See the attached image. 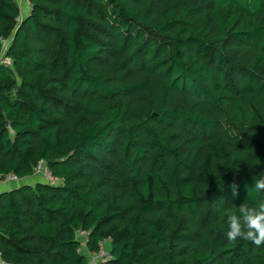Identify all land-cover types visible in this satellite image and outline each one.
<instances>
[{
  "label": "trees",
  "instance_id": "obj_1",
  "mask_svg": "<svg viewBox=\"0 0 264 264\" xmlns=\"http://www.w3.org/2000/svg\"><path fill=\"white\" fill-rule=\"evenodd\" d=\"M30 1L0 0V179L60 182L0 192V257L264 264L225 235L264 200V0Z\"/></svg>",
  "mask_w": 264,
  "mask_h": 264
},
{
  "label": "clouds",
  "instance_id": "obj_2",
  "mask_svg": "<svg viewBox=\"0 0 264 264\" xmlns=\"http://www.w3.org/2000/svg\"><path fill=\"white\" fill-rule=\"evenodd\" d=\"M229 187L233 196L238 195L239 186L235 181ZM254 188L264 190V173L255 180ZM227 225L225 235L228 243L245 240L258 247L264 245V200L257 202L254 206L241 204L238 207V214L227 216Z\"/></svg>",
  "mask_w": 264,
  "mask_h": 264
},
{
  "label": "built area",
  "instance_id": "obj_3",
  "mask_svg": "<svg viewBox=\"0 0 264 264\" xmlns=\"http://www.w3.org/2000/svg\"><path fill=\"white\" fill-rule=\"evenodd\" d=\"M2 41V52L0 53V64L4 63V64H9L10 61L9 59L5 56V51L8 47L9 41H5V40H1ZM34 175H37L41 181H45L47 183H51L53 184L54 180H57L56 183L60 182V180L58 178H55L51 175V173L48 171V169L46 168V164L43 160H40L37 165L34 168ZM19 178L13 174H9L5 177H3L2 179H0V183H6L9 181H16ZM54 183V184H56ZM78 236L83 237L82 238V244L84 243V238H85V232L83 231H78ZM104 242V241H103ZM102 242V243H103ZM102 243H100V247L99 250L97 252H92L91 254L93 255V259H103V262H100V264H106L107 259L110 258V254L108 249L104 250L102 248ZM91 255V256H92ZM0 264H13L10 262L5 261L4 259H2L0 257Z\"/></svg>",
  "mask_w": 264,
  "mask_h": 264
},
{
  "label": "rangeland",
  "instance_id": "obj_4",
  "mask_svg": "<svg viewBox=\"0 0 264 264\" xmlns=\"http://www.w3.org/2000/svg\"><path fill=\"white\" fill-rule=\"evenodd\" d=\"M17 4H18V8H19V15L18 18L16 19V28L18 27V25L21 23V21L28 15L30 14L31 10H32V3L30 0H16ZM10 34L8 37H5L6 40H10L11 38ZM35 177H32V179H30V182H34L37 180L36 177H38L37 175H34ZM39 178V177H38ZM13 182H17V181H13ZM57 180H54L53 184L56 183ZM57 184V183H56ZM110 246V237H107V239H104V242L102 243V248L104 250H107ZM82 249L85 251L86 249L84 247H82ZM87 256L89 259V264H100V262H103V259H93V255L91 254V252L87 251ZM92 255V256H91Z\"/></svg>",
  "mask_w": 264,
  "mask_h": 264
},
{
  "label": "crops",
  "instance_id": "obj_5",
  "mask_svg": "<svg viewBox=\"0 0 264 264\" xmlns=\"http://www.w3.org/2000/svg\"><path fill=\"white\" fill-rule=\"evenodd\" d=\"M32 177H35V176L26 177V178H19L18 180H16L17 182L9 181V182H6V183H0V192L16 188V187L22 185L23 183L34 184L35 182L40 180V178L36 177L37 180L31 183L30 179H32ZM86 250L84 251L82 249V252H84L86 254V256H87ZM87 259H88V256H87ZM88 264H89V259H88Z\"/></svg>",
  "mask_w": 264,
  "mask_h": 264
},
{
  "label": "water",
  "instance_id": "obj_6",
  "mask_svg": "<svg viewBox=\"0 0 264 264\" xmlns=\"http://www.w3.org/2000/svg\"><path fill=\"white\" fill-rule=\"evenodd\" d=\"M17 28H18V27H17ZM17 28H16V29H17ZM14 33H15V32H14Z\"/></svg>",
  "mask_w": 264,
  "mask_h": 264
}]
</instances>
